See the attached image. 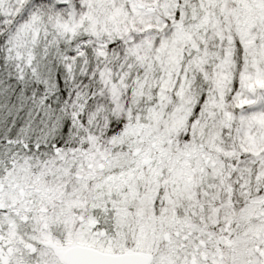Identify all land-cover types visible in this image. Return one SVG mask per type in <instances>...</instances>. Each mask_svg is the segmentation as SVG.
Segmentation results:
<instances>
[{"label": "snow or ice", "instance_id": "snow-or-ice-1", "mask_svg": "<svg viewBox=\"0 0 264 264\" xmlns=\"http://www.w3.org/2000/svg\"><path fill=\"white\" fill-rule=\"evenodd\" d=\"M0 264H264V0H0Z\"/></svg>", "mask_w": 264, "mask_h": 264}]
</instances>
